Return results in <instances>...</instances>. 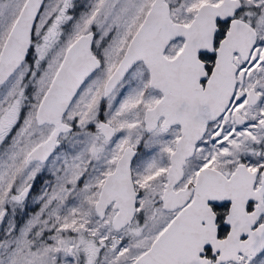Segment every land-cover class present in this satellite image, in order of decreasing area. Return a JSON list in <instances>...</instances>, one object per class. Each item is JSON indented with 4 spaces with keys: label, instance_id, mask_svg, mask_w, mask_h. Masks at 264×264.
<instances>
[{
    "label": "snow or ice",
    "instance_id": "6c2138e0",
    "mask_svg": "<svg viewBox=\"0 0 264 264\" xmlns=\"http://www.w3.org/2000/svg\"><path fill=\"white\" fill-rule=\"evenodd\" d=\"M0 264H264V0H0Z\"/></svg>",
    "mask_w": 264,
    "mask_h": 264
}]
</instances>
